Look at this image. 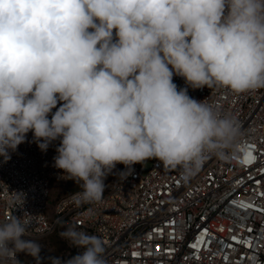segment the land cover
Here are the masks:
<instances>
[{
  "label": "clouds",
  "instance_id": "clouds-1",
  "mask_svg": "<svg viewBox=\"0 0 264 264\" xmlns=\"http://www.w3.org/2000/svg\"><path fill=\"white\" fill-rule=\"evenodd\" d=\"M205 87L264 89V0H0V156L29 132L42 152L58 141L53 167L79 186L77 208L102 201L118 164L187 178L235 154L237 119L188 94ZM32 220H0V264H40ZM59 235L77 252L52 264H106L102 237Z\"/></svg>",
  "mask_w": 264,
  "mask_h": 264
},
{
  "label": "built area",
  "instance_id": "built-area-1",
  "mask_svg": "<svg viewBox=\"0 0 264 264\" xmlns=\"http://www.w3.org/2000/svg\"><path fill=\"white\" fill-rule=\"evenodd\" d=\"M173 82L186 87L179 76ZM188 94L239 122L243 144L228 159L210 155L187 178L156 160L132 171L118 164L101 202L77 208L67 196L50 217V187L61 175L53 167L59 142L42 152L29 132L10 159L0 156V220L30 214L31 239L68 224L100 236L106 264H264V89L188 88ZM248 151L256 159L245 164Z\"/></svg>",
  "mask_w": 264,
  "mask_h": 264
},
{
  "label": "rangeland",
  "instance_id": "rangeland-1",
  "mask_svg": "<svg viewBox=\"0 0 264 264\" xmlns=\"http://www.w3.org/2000/svg\"><path fill=\"white\" fill-rule=\"evenodd\" d=\"M111 178V174L106 178L107 183ZM79 186L75 185L74 181L71 180H54L50 187V200H49V215L53 216V211L57 202L72 193L79 191ZM63 229L57 230L52 235L33 239L41 245V260L40 264H52L51 257H61L63 259L68 258L75 254V251L69 244L63 240L59 233ZM21 264H37V262L31 257L24 254L20 255Z\"/></svg>",
  "mask_w": 264,
  "mask_h": 264
},
{
  "label": "snow or ice",
  "instance_id": "snow-or-ice-1",
  "mask_svg": "<svg viewBox=\"0 0 264 264\" xmlns=\"http://www.w3.org/2000/svg\"><path fill=\"white\" fill-rule=\"evenodd\" d=\"M256 157L252 155L251 151H248L244 157L243 163L245 164H250L253 161H255ZM233 239H236V237H233ZM193 247H196V245H193ZM133 255L135 256L136 253H133Z\"/></svg>",
  "mask_w": 264,
  "mask_h": 264
}]
</instances>
